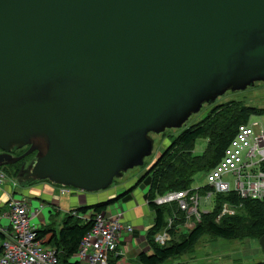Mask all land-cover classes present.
<instances>
[{"label": "water", "instance_id": "obj_1", "mask_svg": "<svg viewBox=\"0 0 264 264\" xmlns=\"http://www.w3.org/2000/svg\"><path fill=\"white\" fill-rule=\"evenodd\" d=\"M256 83L264 0H0V168L34 154L21 188L105 190L150 135Z\"/></svg>", "mask_w": 264, "mask_h": 264}, {"label": "trees", "instance_id": "obj_2", "mask_svg": "<svg viewBox=\"0 0 264 264\" xmlns=\"http://www.w3.org/2000/svg\"><path fill=\"white\" fill-rule=\"evenodd\" d=\"M263 115L264 109L246 107L234 101L214 106L203 119L172 138L169 147L160 154L149 170L138 178L136 184L129 188L126 194L106 202L90 206L83 205L71 210L64 215L59 230H56L52 224L46 225L44 229L39 230V238L45 245L55 249L57 264H80L77 261L72 262L71 259L76 254L82 238L92 228L93 217L96 214L105 213L106 209L118 199H124L138 186L144 184L148 187L147 206L154 214L153 225L148 228L145 235L148 250L139 254L135 261L130 262L117 255L112 260L108 259V264H164L169 259L192 252L198 240L206 235L227 241L255 240L259 242L264 236V199L242 200L234 192L213 193V209L207 213L199 212V221L196 222L193 219V228L186 233H181L179 240L174 239V235L184 220H188L187 214L180 211L174 202L156 205L153 201L170 192L188 191L190 194L205 195L211 189L205 186L193 190L190 187L193 177L198 173L208 172L217 165L240 125L246 124L251 116ZM200 138L207 140V147L201 155L197 156L193 154V149ZM26 150L27 148H23L16 151L14 156H19ZM24 161L27 159L24 158L0 170L11 179ZM261 169L264 171V162L261 164ZM224 204L236 207V213L222 215L217 220ZM73 212L89 218L82 220L72 216ZM53 216L54 214L50 215V217ZM168 219L172 221L170 229H166ZM165 229L171 234L169 236L171 239L160 245L155 242V236ZM2 239L3 235L0 233V240ZM255 264H264V261Z\"/></svg>", "mask_w": 264, "mask_h": 264}, {"label": "built area", "instance_id": "obj_3", "mask_svg": "<svg viewBox=\"0 0 264 264\" xmlns=\"http://www.w3.org/2000/svg\"><path fill=\"white\" fill-rule=\"evenodd\" d=\"M263 162L264 129L260 123H251L249 120L238 127L217 165L205 172L206 186L211 190L207 191L204 199L209 201L213 193L234 192L242 200H263L264 171L261 169ZM5 179V173L0 170V185ZM229 179L233 180L232 185ZM57 190L63 195L67 192V187L57 186ZM153 202L156 205L174 202L180 211L188 215V219L199 221L197 193L170 192L157 197ZM29 205L30 201L25 199L16 201L13 195L8 201V211L3 215L8 222L0 227V233L3 235L0 243V264H57L55 249L45 245L39 238L40 227L31 226L30 221L36 217L37 210L31 213ZM236 209L224 204L217 220L222 215L235 214ZM71 215L82 220L89 218L75 212ZM171 226L172 221L168 219L166 229H170ZM166 229L155 236V242L160 245L170 239ZM123 232L132 234L133 227L122 223L120 218H112L106 213L96 214L93 217L92 228L82 238L73 258L80 264H108L109 255H117Z\"/></svg>", "mask_w": 264, "mask_h": 264}, {"label": "rangeland", "instance_id": "obj_4", "mask_svg": "<svg viewBox=\"0 0 264 264\" xmlns=\"http://www.w3.org/2000/svg\"><path fill=\"white\" fill-rule=\"evenodd\" d=\"M239 102L246 107H253L257 109H264V83H256L253 87L247 88L244 91L238 92H226L223 96L219 97L216 102L211 105H204L200 112L196 115L191 116V118L187 121L185 127L181 130H168L160 135H150V138L153 140V150L152 154L149 158L144 160V165L142 167L133 168L125 172L121 178H117L114 180L113 184L109 186L105 190H100L97 192H82L70 187H67V192L65 194H60L57 191V196L60 201L58 203L60 215L56 216L52 221L50 220V213L55 214L54 209L48 204L46 201L40 197L29 196L25 193V189L21 188L19 185L15 189V193L13 195L14 200L22 201L24 199L30 201L29 209L30 212L33 213L34 210H39L42 213V217H34L30 223L31 226L40 227V229H44L46 225L52 224V226L58 230L60 223L63 219V216L67 214L69 211L77 208L70 206V198L75 194L76 197L84 196L87 197L86 205H95L99 202H106L111 198L101 199L105 196L108 191H119L116 195L121 193L122 191L133 187L136 184L138 178L142 177V175L147 171L148 167L153 165L159 155L165 148L169 147L170 140L175 138L179 133L183 130L189 128L193 124L199 122L203 117L210 111L211 108L217 105H222L228 102ZM251 123L257 122L260 123L262 128L264 129V115L263 116H251L249 118ZM207 147V140L204 138H200L195 143L193 154L201 155ZM6 175V174H5ZM232 185L233 180H228ZM206 177L205 172H201L196 174L192 179L191 188L193 190L203 188L206 186ZM54 187L57 186L53 185ZM143 189L144 193H147V188H140L139 186L132 191V194L135 192V195ZM71 191V193H70ZM92 196L91 200H88V197ZM100 200V201H99ZM45 203H43V202ZM121 201V200H120ZM42 206V208H40ZM118 203L110 205L106 210L109 214V211H117ZM214 206V197L211 196L209 201L204 199V195L199 196V207L198 211L202 213L210 212ZM42 220L44 224H42ZM193 219L190 220L185 219L182 225L178 228V232L174 235V239L179 240V236L181 233H186L188 230H191L194 226ZM1 225L4 226L7 224V220L4 218L0 219ZM42 226V227H41ZM171 236L170 233H168ZM181 238V237H180ZM171 239V238H170ZM169 239V240H170ZM168 242V241H167ZM72 262L76 261V259L72 258ZM264 261V252L262 251L259 242L255 240H243V241H227L220 238H213L211 236H203L201 237L192 252L186 253L180 257L173 258L167 260L164 264H255Z\"/></svg>", "mask_w": 264, "mask_h": 264}, {"label": "crops", "instance_id": "obj_5", "mask_svg": "<svg viewBox=\"0 0 264 264\" xmlns=\"http://www.w3.org/2000/svg\"><path fill=\"white\" fill-rule=\"evenodd\" d=\"M17 187H18L17 183L13 182L7 176H6L4 183L0 185V219L3 218V215L8 211V201L10 197L14 195L15 193L14 191ZM139 187L148 189V187L145 186L144 184H141ZM24 189H25L24 192L27 193L29 196L43 198L46 201L45 203H49L47 201L51 202L48 205H50L52 209H54V212H55L54 216L50 217L51 221L56 216L60 215V211L58 207V203L60 199L56 195L58 190L51 183L47 181H43V182H40L39 184L30 186ZM118 192L119 191L116 192L113 190L108 191L105 194V196L102 197L101 199L103 198L104 199L106 198L114 199L118 195L123 193L124 191L116 195ZM71 196H74V197H71L69 200L70 206L76 207V205H79V206L86 205L87 197H84V196L76 197L75 194H72ZM146 196H147V193L145 194L143 189L138 191L136 195H135V192L133 194L131 193L128 196H126L124 199H122L121 201L118 200L117 202L114 203V204L116 203L119 204V206L117 207L118 208L117 211H109V214H107L110 217L115 218V219L120 218L122 223L133 227L132 234L123 232L122 240L120 243L121 245L117 252V255L124 257L125 260L130 261V262L135 261L136 257L139 254L145 253L148 250V246L145 241V235H146L148 228H150L153 225L154 214L149 210L147 206ZM92 198H93L92 196H89L88 200H91ZM40 208H42V206ZM49 213L51 215L52 211ZM36 217H42L41 211L37 210ZM187 218H188V215H187ZM42 223H44L43 220H42ZM60 226H61V223H60ZM60 226H59V229H60ZM0 227H3L1 225V222H0ZM179 229L181 230L183 228H179ZM0 243H1V240H0ZM117 255L110 254L108 259L112 260Z\"/></svg>", "mask_w": 264, "mask_h": 264}, {"label": "flooded vegetation", "instance_id": "obj_6", "mask_svg": "<svg viewBox=\"0 0 264 264\" xmlns=\"http://www.w3.org/2000/svg\"><path fill=\"white\" fill-rule=\"evenodd\" d=\"M210 106H211V105H210ZM212 106H213V105H212ZM184 127H185V126H184ZM182 129H183V128H182ZM182 129H181V130H182ZM167 131H168V130H167ZM165 149H166V148H165ZM165 149H164V150H165ZM164 150L162 151V153L164 152ZM159 156H160V155H159ZM30 158H31V156H30V157H27V158H26L27 161H24V162H25V163H28V161L30 160Z\"/></svg>", "mask_w": 264, "mask_h": 264}, {"label": "bare ground", "instance_id": "obj_7", "mask_svg": "<svg viewBox=\"0 0 264 264\" xmlns=\"http://www.w3.org/2000/svg\"><path fill=\"white\" fill-rule=\"evenodd\" d=\"M154 151V150H153ZM153 155V154H152Z\"/></svg>", "mask_w": 264, "mask_h": 264}]
</instances>
